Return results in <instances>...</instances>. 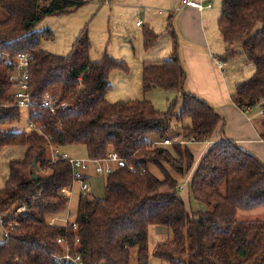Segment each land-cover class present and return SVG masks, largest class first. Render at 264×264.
I'll use <instances>...</instances> for the list:
<instances>
[{
    "label": "trees",
    "instance_id": "obj_1",
    "mask_svg": "<svg viewBox=\"0 0 264 264\" xmlns=\"http://www.w3.org/2000/svg\"><path fill=\"white\" fill-rule=\"evenodd\" d=\"M85 3L0 0V148H26L21 160L9 161L0 188V212L7 215L0 264H75L55 259L62 253L57 238H65L80 253L82 264H132L133 250L134 264H150L151 256L166 264H264V218L238 216L264 208V162L254 153L223 135L206 150L187 183L189 202L201 207L187 208L180 195L179 183L194 161L192 144L209 141L219 125L224 131L225 120L205 99L185 89L174 14L166 19L174 48L141 71L142 93L158 87L180 95L178 111L176 98L160 111L145 98L106 99L109 73L127 71V65L106 53L91 60L86 25L65 55L41 47V40L53 33L37 29L39 23ZM217 25L225 45L218 59L226 62L242 53L253 64L252 75L235 83L230 99L246 113L259 108L263 119L258 132L264 140V0H221ZM157 39L150 26L143 27L144 49ZM19 54L29 56L28 91L34 103L46 93L57 101L54 112L27 108L29 129L5 131L1 126L21 113L12 79ZM175 128L176 138L170 135ZM168 137L170 144L158 143ZM66 146H83L89 159L115 151L125 165L102 176L103 197L80 193L74 218L53 224L47 218L67 209L68 196L60 190L71 184L72 171L60 156L52 160L50 148ZM151 225L168 230L152 250Z\"/></svg>",
    "mask_w": 264,
    "mask_h": 264
},
{
    "label": "rangeland",
    "instance_id": "obj_2",
    "mask_svg": "<svg viewBox=\"0 0 264 264\" xmlns=\"http://www.w3.org/2000/svg\"><path fill=\"white\" fill-rule=\"evenodd\" d=\"M212 8L208 9L206 13L207 38L213 47L222 49L224 45L220 32L218 33L217 18L220 12L221 0H210ZM205 5V4H204ZM172 9V10H170ZM175 16V12L170 6L169 0H86V3L77 10L45 17L37 26V29H49L53 33L51 39L41 40V47L48 52L65 55L70 51V46L79 33V31L86 25L88 36L91 42L89 50V57L91 60H97L102 57L104 53L126 62L127 71L112 70L109 73V82L111 84L106 93V99L109 101L130 100V99H147L151 100L154 106L160 110L165 111L168 108L169 102L177 99L176 110L180 109V95L176 91L164 90L161 88H153L148 93H142L141 87V70L142 62L150 58H167L168 54L174 48V40L171 34L166 30V19L169 14ZM140 26L136 25V22ZM146 25L150 26L154 32L158 34V39L155 44L149 48L144 49L142 43V29ZM223 52L225 46H223ZM179 48V40L178 47ZM234 49L238 52L239 45H235ZM179 53V52H178ZM225 75L231 80L234 87L238 81H243L249 78L253 71V64L248 61L242 53H236L233 58L228 59L224 66ZM252 120L260 124L263 119L262 113L258 107H254L250 112ZM28 110L21 109L18 120L7 122L1 126L5 131H21L29 129L27 123ZM228 119V118H227ZM225 120V128L229 119ZM177 128L171 133V137L176 138ZM225 132V131H224ZM171 137L168 139L171 140ZM149 139H154V135L147 136ZM158 143H161L158 142ZM170 144V142H169ZM167 145V144H165ZM204 147V143L193 144V153L199 152ZM72 150V149H71ZM68 151V152H67ZM65 151L70 157L84 156L85 151L83 146H78L74 151L67 149ZM64 152V151H63ZM1 154V153H0ZM3 156V155H2ZM6 164L0 158V184L3 185L5 177ZM102 185L104 177L101 179ZM181 189L180 195L185 197L187 208L192 206L197 209L201 207L196 202H189L187 192L185 191V180L179 183ZM78 185L74 186V191L68 195V205L64 212L49 216L47 221L53 224H63L65 220H72L75 216L78 200ZM95 196L103 197L105 189L93 193ZM191 203V204H190ZM241 214H245L244 216ZM67 216V217H66ZM240 219H263L264 208L256 209L251 212H239ZM151 229H153V226ZM160 228V227H156ZM150 229V230H151ZM168 233L166 227L163 228ZM151 233V232H150ZM149 233V245L151 246L155 241H162L167 238L154 237ZM153 235V234H152ZM158 240H155V239ZM3 239V231L0 228V240ZM155 242V243H156ZM135 251H132L131 261L135 262ZM150 264H166L165 262L150 257Z\"/></svg>",
    "mask_w": 264,
    "mask_h": 264
},
{
    "label": "crops",
    "instance_id": "obj_3",
    "mask_svg": "<svg viewBox=\"0 0 264 264\" xmlns=\"http://www.w3.org/2000/svg\"><path fill=\"white\" fill-rule=\"evenodd\" d=\"M181 1L182 0H169L170 6H172L175 12L173 24L179 40L178 54L181 65L187 74L185 89L205 99L223 116V118L229 119L226 128L224 126L225 132L221 131V125H219L211 139L204 143V147L199 152H197V154L194 153L193 164L184 178L186 183L185 191L187 192L186 194L188 197L187 183L196 169L201 157L204 155L206 150L214 142L220 140L223 135L235 141L242 148L254 153L263 162L264 140L259 137V124L252 120L251 115L243 112L231 102L230 95L233 90V84L231 80H227L228 78H226L227 76L225 75L224 66L226 62L218 59V56L224 53L223 46L225 45L222 44V49H218L217 47L212 48L213 44H211L208 40L206 33V21H209L208 15L206 19V13L208 12V9L212 8V5L210 8L204 7L202 9H197L186 4H182ZM201 2L203 5L208 3L211 4L210 0H201ZM169 15H171V13ZM136 25L140 26L141 24L139 25L137 21ZM162 59L150 58L142 62V67L144 64L152 63ZM77 147L78 146H66L64 148H60V150L64 152L67 151V149L70 151L73 150V153L75 154ZM25 151L26 148L23 146H9L0 148V158L6 164L4 183L8 176L7 166L9 161L16 159L21 160L25 154ZM76 158L87 157L85 154L84 156H76ZM87 175L89 177L90 192L94 193L104 188V182L103 185L101 182L102 176L95 174L94 167L92 165L89 166ZM3 185L0 184V188H2ZM77 190L79 191V186L77 187ZM182 199L187 206L184 196ZM242 215L244 216L245 214H241V216ZM151 226L154 228L151 229L152 227L150 226L148 228V246L150 250H152L154 245L158 242L155 241L156 243L154 242L151 246L149 245L150 232L153 234L152 235L150 233L151 236L154 237L161 236L160 238H166L167 236L166 230H163V226Z\"/></svg>",
    "mask_w": 264,
    "mask_h": 264
},
{
    "label": "built area",
    "instance_id": "obj_4",
    "mask_svg": "<svg viewBox=\"0 0 264 264\" xmlns=\"http://www.w3.org/2000/svg\"><path fill=\"white\" fill-rule=\"evenodd\" d=\"M182 4H186L188 6L202 9V8H210L211 4L208 3L203 5L201 0H182ZM16 65H15V73L12 76V79L16 85L15 92V105L21 109H31L35 112L37 107L49 110L50 112H54L56 98L49 93L44 94L40 103L37 105L34 103V100L30 97L28 91V76H27V65L29 56L25 54H19L16 56ZM170 139H165L161 141L162 144H169ZM50 156L52 160H55L59 156L66 160L70 166L72 171V182L68 187H64L60 190L62 195H71L74 191V186L77 184L79 186L78 193L84 194L90 191V183L88 180L87 170L90 165L94 167V172L98 176H104L113 171L116 167H122L125 165V160L118 155L115 151H109L104 158L101 159H89V158H72L66 152H61L58 148L51 147L50 148ZM132 169V167H130ZM181 189V187H180ZM24 207H18L17 211L23 210ZM7 216L6 214L0 212V228L2 229L4 218ZM67 217V216H66ZM68 219L65 220L67 222ZM73 227L76 226L73 223ZM3 236L7 235L4 229ZM57 243L62 247V253L55 256V259L58 261L65 262H73L75 264H82L81 255L79 252L72 250L69 244L66 242L65 238H57ZM100 264H106L104 262Z\"/></svg>",
    "mask_w": 264,
    "mask_h": 264
},
{
    "label": "water",
    "instance_id": "obj_5",
    "mask_svg": "<svg viewBox=\"0 0 264 264\" xmlns=\"http://www.w3.org/2000/svg\"><path fill=\"white\" fill-rule=\"evenodd\" d=\"M32 166L33 167H35V168H37V166H36V164H35V160L32 162ZM34 179L36 178V176L33 174V176H32Z\"/></svg>",
    "mask_w": 264,
    "mask_h": 264
}]
</instances>
